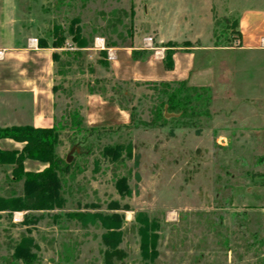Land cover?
I'll use <instances>...</instances> for the list:
<instances>
[{
    "label": "rangeland",
    "instance_id": "1",
    "mask_svg": "<svg viewBox=\"0 0 264 264\" xmlns=\"http://www.w3.org/2000/svg\"><path fill=\"white\" fill-rule=\"evenodd\" d=\"M14 1L20 37L61 46L53 64L54 152L64 163L58 172L64 203L49 210L0 211V264H26L17 250L28 255V264H264V136L229 127L231 115L224 105L212 108L208 87L207 114L160 110L165 82L147 78H162L163 67L152 65L149 56H131L133 50L152 55L171 47L220 49L224 53L214 55L213 63L218 75L221 63L232 58L226 50L239 46L230 29L237 12L264 10V0H211L209 11L205 0ZM117 50L122 81L112 68ZM207 62L196 54L195 65ZM88 95L119 104L127 123L111 119L87 126ZM75 114L81 128L71 122ZM25 145L0 138V151L16 153L15 159ZM107 147L114 149V159ZM16 166L0 164L2 199L33 193V184L14 178ZM47 166L22 162L28 173ZM76 214L117 215L119 226L108 231L99 220L87 222ZM112 231L119 237L108 240L110 247L103 236ZM152 237L154 261L145 257L152 254Z\"/></svg>",
    "mask_w": 264,
    "mask_h": 264
},
{
    "label": "crops",
    "instance_id": "2",
    "mask_svg": "<svg viewBox=\"0 0 264 264\" xmlns=\"http://www.w3.org/2000/svg\"><path fill=\"white\" fill-rule=\"evenodd\" d=\"M210 4L211 0H205L204 7L208 11ZM16 9L14 0H0V128L31 126L50 129L56 125L53 55L56 54L57 48L52 45L41 46L36 37H20L16 33ZM236 18L240 44L226 50L225 53L231 54L232 58L227 63H221L218 75L213 70L214 55L224 53L223 50L205 46L176 47L173 49V69L167 71L163 66L164 50L160 48L149 55V59L152 65L157 62L163 67V77L147 78V82L186 81L189 86L208 87L212 108L224 105L227 113L231 115L230 118L227 116L229 127L239 129L241 133L264 136V61L254 65L248 60L250 56L264 60V10L251 8L239 16L237 12ZM252 23L263 25L250 28ZM172 38L174 37L170 40ZM119 51H113L111 54L112 68L115 78L122 81L116 62V54ZM198 52L206 56L209 62L195 65ZM239 57L241 61L238 60ZM255 70L257 74H253ZM220 71H225L226 74H220ZM11 97L20 101L13 98V101H10ZM88 99L93 103H89V100L87 102L84 114L87 126L112 123L111 119L122 124L127 123V113L115 104L105 102L96 95H88ZM102 109L104 112L101 113ZM106 112L111 113L110 118L106 116ZM90 113H93V121L89 120ZM18 119L25 120L26 123H18Z\"/></svg>",
    "mask_w": 264,
    "mask_h": 264
},
{
    "label": "trees",
    "instance_id": "3",
    "mask_svg": "<svg viewBox=\"0 0 264 264\" xmlns=\"http://www.w3.org/2000/svg\"><path fill=\"white\" fill-rule=\"evenodd\" d=\"M230 29H233L236 33L237 42L240 44V33L238 30V20L235 18L230 25ZM41 46H45L42 45ZM53 48H61V46H54ZM110 47H115L111 45ZM83 48V47H80ZM105 52V51H104ZM137 54L139 56L145 58L150 55L149 51L142 50H133L131 54L132 57H136ZM173 54L174 50L169 48L166 49L163 57V66L165 70L170 71L173 69ZM54 61L56 60V54L53 55ZM186 81H178L172 83L175 87H172L171 83H161L160 86L164 88L162 91V96L164 100L161 101L159 109L167 106L168 111L175 112L177 114H184L187 111L196 112V111H204L207 114V107L209 104V94L208 89L204 87H195V86H187ZM56 91V88L53 87V92ZM117 106L122 109L119 104ZM197 109V110H195ZM160 115V116H159ZM158 120H161L163 114L159 113ZM77 115L75 114L71 118V122L74 127L81 126V120L76 119ZM81 128V127H80ZM56 129H39L33 128L31 126H13L10 128L0 129V138L11 139L16 142H25L26 145L23 148V151L17 159V156L14 152H3L0 151V164L11 163L16 161V171L14 172V178L16 180H21L22 178L28 184H33V193L25 194L24 196L18 197H10L6 199L0 198V211H7L9 213L21 212V211H40V210H49L52 208H59L64 203L63 197L61 195V179L58 177V172H63L64 165L63 161L60 160L55 155V148L57 145L56 142ZM107 154L111 155V159L115 158L114 149L111 147L106 148ZM25 159H33L39 162H44L48 166L40 173H28L24 172L22 167V162ZM62 167V168H61ZM68 168V167H67ZM75 217L79 219L86 220L87 222L95 223L99 220L106 230H114L119 226V218L117 215H101L97 214L94 216L89 215H81L76 214ZM141 225V236H142V246L143 253L147 254L148 250V223L146 220L142 222ZM108 237L103 236V240H106V244L110 247H113L111 240H118L119 234L115 231L108 232ZM151 243V247H154V239ZM17 254L19 257L23 258L24 262L28 264L29 258L28 255L21 250H17ZM157 254L155 249L153 248L151 255H146L145 257L154 261Z\"/></svg>",
    "mask_w": 264,
    "mask_h": 264
},
{
    "label": "bare ground",
    "instance_id": "4",
    "mask_svg": "<svg viewBox=\"0 0 264 264\" xmlns=\"http://www.w3.org/2000/svg\"><path fill=\"white\" fill-rule=\"evenodd\" d=\"M98 44L101 45V41L100 40L98 41Z\"/></svg>",
    "mask_w": 264,
    "mask_h": 264
}]
</instances>
